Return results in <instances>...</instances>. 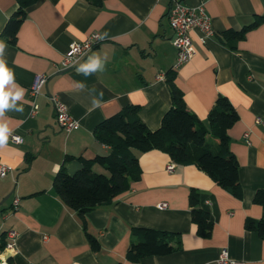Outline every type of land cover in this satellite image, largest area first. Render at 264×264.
I'll return each instance as SVG.
<instances>
[{"label":"crops","instance_id":"obj_1","mask_svg":"<svg viewBox=\"0 0 264 264\" xmlns=\"http://www.w3.org/2000/svg\"><path fill=\"white\" fill-rule=\"evenodd\" d=\"M174 1L203 4L213 29L210 35L198 28L189 31L195 54L176 68L167 19ZM15 4L0 0V41L6 44L0 58L14 73L15 87H9L24 90L0 114L9 134L22 138L13 143L8 135L0 146V161L12 168L0 178V234L17 233L15 251L0 249V264H211L222 248L240 264H264V239L244 226L246 218L258 219L262 213L253 195L264 188V0H103L99 7L86 0H38L10 43L1 31ZM257 19L258 25L234 46L221 40L225 30H239ZM91 32L99 34V42L74 67L64 68L61 60L70 43ZM94 56L101 57L103 70L85 76L80 66ZM171 68L187 109L204 124L218 94L236 109L238 120L228 134L242 195L220 187L194 164H177L159 150L142 152L140 178L111 203L85 213L86 230L100 243L94 251L78 215L54 190L53 177L66 156L72 157L66 172L73 174L80 166L76 157L106 154L108 147L94 138L93 128L127 103L140 105L141 120L151 129L158 127L171 104L165 81ZM42 75L45 81L31 98L29 90ZM51 96L64 103L78 128L58 126ZM32 102L36 109L31 114ZM169 163L172 171L166 168ZM93 169L104 171L98 165ZM190 188L200 191V204L213 221L207 238L196 233L191 221ZM131 226L172 232L179 248L131 261L126 257L136 239Z\"/></svg>","mask_w":264,"mask_h":264},{"label":"trees","instance_id":"obj_2","mask_svg":"<svg viewBox=\"0 0 264 264\" xmlns=\"http://www.w3.org/2000/svg\"><path fill=\"white\" fill-rule=\"evenodd\" d=\"M38 0H15V8L7 18L1 35L10 43L16 40L20 24L26 18L27 9ZM93 6H101L103 0H86ZM261 20L239 29H228L221 33L224 43H234L245 33L258 25ZM174 68L165 73L169 87L171 104L163 113L158 127L151 129L140 118L141 106L127 103L114 114L107 116L93 128L94 138L108 147L106 154L92 158L76 157L79 168L73 173L66 172V156L53 177V188L65 206L79 217L90 247L100 248L96 236L86 230L85 213L98 206L111 203L130 188L131 182L141 175L138 154L159 150L177 164H194L207 174L217 185L236 197H241L238 163L230 149L229 128L238 120V114L225 95L218 94L207 112L204 124L185 105L182 92L175 84ZM94 165L103 168L95 171ZM200 191L190 188L188 204L191 221L196 225V233L204 238L211 235L213 221L208 210L200 204ZM253 202L262 207L258 219L246 218V229L255 231L264 239V188L253 195ZM136 237L131 241L126 257L139 261L150 255H166L179 248L178 236L172 232L149 227L131 226ZM4 234H0V249L4 246ZM175 237V238H173ZM8 264H13L8 262Z\"/></svg>","mask_w":264,"mask_h":264},{"label":"built area","instance_id":"obj_3","mask_svg":"<svg viewBox=\"0 0 264 264\" xmlns=\"http://www.w3.org/2000/svg\"><path fill=\"white\" fill-rule=\"evenodd\" d=\"M167 19L169 26L173 31L172 43L175 46L176 62L174 68L188 61L195 54V48L193 46L189 31L192 28H198L204 35H210L213 33L211 26V20L206 13L203 4H199L196 7H190L182 4L179 1H174L167 12ZM100 36L97 32L89 33L84 39L79 41H72L68 50L63 55L61 65L64 68H71L78 64L93 48V46L99 42ZM45 76L42 75L37 79V82L29 90V94L34 97L39 92V87L44 83ZM50 101L54 106V116L56 123L61 129L70 131L78 128V121L68 112L64 103L56 96H51ZM31 114L35 112L36 104H31ZM9 139L13 143H20L22 138L17 133H10ZM168 171L173 170V164L169 163L166 166ZM11 167L0 161V178L6 176ZM18 197L13 199V206H16ZM160 208L166 206V202L158 204ZM17 233L13 230H8L4 234V246L3 250L15 251V240ZM211 264H240L228 255L225 248H222L218 256L211 262Z\"/></svg>","mask_w":264,"mask_h":264},{"label":"clouds","instance_id":"obj_4","mask_svg":"<svg viewBox=\"0 0 264 264\" xmlns=\"http://www.w3.org/2000/svg\"><path fill=\"white\" fill-rule=\"evenodd\" d=\"M6 47L5 42L0 41V51ZM80 72L85 76L90 75L96 71L103 70V62L101 57H90L87 62L80 66ZM14 73L7 67L3 58H0V114L11 105L15 104L17 100H20L24 94V90L20 87H16L13 90L14 85ZM13 87H9V85ZM9 135V127L6 123H0V146H3L7 142Z\"/></svg>","mask_w":264,"mask_h":264}]
</instances>
